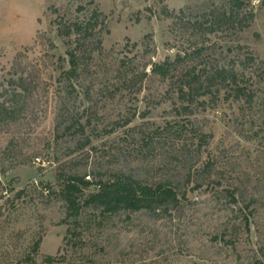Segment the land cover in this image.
<instances>
[{
	"label": "rangeland",
	"instance_id": "1",
	"mask_svg": "<svg viewBox=\"0 0 264 264\" xmlns=\"http://www.w3.org/2000/svg\"><path fill=\"white\" fill-rule=\"evenodd\" d=\"M244 2L0 0V264H264V0ZM120 174L179 201L67 217L68 177Z\"/></svg>",
	"mask_w": 264,
	"mask_h": 264
},
{
	"label": "trees",
	"instance_id": "2",
	"mask_svg": "<svg viewBox=\"0 0 264 264\" xmlns=\"http://www.w3.org/2000/svg\"><path fill=\"white\" fill-rule=\"evenodd\" d=\"M233 8L239 12L244 7V0H229ZM166 16H171V13L166 11ZM250 16L241 17L239 13L236 14L237 22H239L241 29L248 26ZM94 17H98L97 14ZM231 17V16H230ZM248 17V18H247ZM242 22L244 24H242ZM78 31V30H77ZM72 57L73 54H71ZM171 64L166 61L161 65H154L151 73L166 78L170 75ZM193 90V84L187 83L180 87V96H187ZM191 94V93H190ZM98 187V190L91 192L88 195L84 191L90 187ZM62 198L66 203L67 217L76 218L79 209V201L85 196L84 205L95 206L102 209L103 212L112 214L120 210H127L130 212H138L142 209L155 211L160 209L167 203H178V193L164 184L147 185L131 176L115 175L108 181H100L93 184L86 181L84 177L70 176L64 183L62 188ZM40 240H38L34 247V252L39 248ZM47 263H52L54 258L48 256L45 258Z\"/></svg>",
	"mask_w": 264,
	"mask_h": 264
},
{
	"label": "built area",
	"instance_id": "3",
	"mask_svg": "<svg viewBox=\"0 0 264 264\" xmlns=\"http://www.w3.org/2000/svg\"><path fill=\"white\" fill-rule=\"evenodd\" d=\"M86 179H87V180H89L90 178H89V177H87Z\"/></svg>",
	"mask_w": 264,
	"mask_h": 264
}]
</instances>
